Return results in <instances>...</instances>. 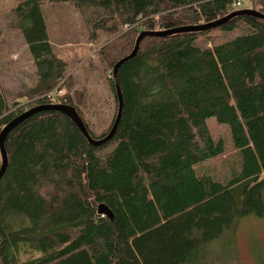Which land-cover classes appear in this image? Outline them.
<instances>
[{
	"label": "trees",
	"instance_id": "1",
	"mask_svg": "<svg viewBox=\"0 0 264 264\" xmlns=\"http://www.w3.org/2000/svg\"><path fill=\"white\" fill-rule=\"evenodd\" d=\"M43 1L91 8V37L113 36L97 55L110 73L116 110L98 134L84 116L86 93L51 45ZM238 1L19 0L13 10L36 80L32 104L9 101L0 87V131L33 106L64 104L75 108L90 137L103 138L118 107L111 69L137 35L213 22L243 9ZM250 1L264 14V0ZM240 25L237 37L212 42V30ZM116 75L122 112L107 142L89 143L56 109L28 114L7 134L0 264H197L202 245L237 216H264V18L239 14L210 29L146 36ZM55 88L62 93L50 103ZM211 116L228 126L238 154L239 169L226 182L196 166L225 151L209 132ZM68 169L75 197L66 193L55 203L37 192L40 179ZM100 204L111 217L98 214ZM29 205L40 210L35 219Z\"/></svg>",
	"mask_w": 264,
	"mask_h": 264
},
{
	"label": "rangeland",
	"instance_id": "2",
	"mask_svg": "<svg viewBox=\"0 0 264 264\" xmlns=\"http://www.w3.org/2000/svg\"><path fill=\"white\" fill-rule=\"evenodd\" d=\"M18 1L0 0V87L9 101L32 104V98L28 96L36 80V72L15 19L13 7ZM240 1L242 8L258 11L257 3L250 0ZM40 7L51 45L68 63V73H73L77 87L86 93L84 116L98 134L106 129L116 110L107 83L110 73L102 67L97 55L103 44L113 36L99 33L98 38L91 37L88 24V19L93 13L91 8L83 11L68 3L48 1H43ZM123 28L125 30V27ZM243 31V25L232 30H212L211 39H214V44H218L237 37ZM198 43L203 41L199 40ZM203 45L210 44L205 41ZM206 123L212 137L224 141L225 151L196 166L207 169L222 182H226L239 169L237 150L232 144L226 124L217 122L212 116L206 118ZM76 189L77 184L68 169L50 173L40 179L37 192L49 202L54 200L57 203L66 193L67 196L75 197ZM39 212L40 210H35L29 205L28 214L31 219H35ZM202 246L199 252H203V258L198 257L197 264H264V216H237L219 237Z\"/></svg>",
	"mask_w": 264,
	"mask_h": 264
},
{
	"label": "water",
	"instance_id": "3",
	"mask_svg": "<svg viewBox=\"0 0 264 264\" xmlns=\"http://www.w3.org/2000/svg\"><path fill=\"white\" fill-rule=\"evenodd\" d=\"M239 14H252V15H255L257 17L264 18V14L259 12V11H256L254 9L243 8L240 10L232 11L230 14L226 15L225 17L217 19V20L210 22V23H202V24L193 25V26L187 25V26H182V27H178V28L163 29V30H157V31H147V30L141 31L135 40V44H134L132 51L128 55H126L125 57L118 60L116 62V64L114 65L113 69H111L112 70V77L114 79L115 88H116L118 107H117L116 116L114 118V122H113L109 132L103 138L96 139V138L90 137L91 135L88 133V131H87L85 125L83 124L82 119L78 115L77 111L75 110L74 107L69 106V105H64V104L36 105V106H33L32 108L24 111L20 115L14 117L13 119H11L7 124H5L2 127V129L0 131V157H1L0 176L4 173L6 166L8 164L7 151H6V148L4 145L5 138H6L7 134L14 127H16V125L21 120H23L25 117L28 116V114L30 115L32 112H35L38 110H44V109L59 110L60 112H63L64 114H66L75 123V125L79 128V130L82 132L84 137H86V139L88 140L89 143H91L93 145L103 144V143L107 142L112 137L111 135L114 134L116 127L119 123V120L121 117V112H122V109H121L122 108V97L120 96L121 93L119 90V85L117 82V75H116L117 68L123 61L131 58L133 55H135L137 53V51L139 49V44L144 37H146V36H166V35H169L172 33H179V32H183V31L185 32V31H196V30L210 29V28H213L217 25L223 24L233 15H239ZM99 213L100 214H106V215L111 217L110 211L108 210V208L104 204H100L98 206V214Z\"/></svg>",
	"mask_w": 264,
	"mask_h": 264
},
{
	"label": "built area",
	"instance_id": "4",
	"mask_svg": "<svg viewBox=\"0 0 264 264\" xmlns=\"http://www.w3.org/2000/svg\"><path fill=\"white\" fill-rule=\"evenodd\" d=\"M241 4V1L239 0L238 2H237V5H240ZM126 26V25H125ZM56 89V88H55ZM62 92H61V90H51V91H49V93H48V100L50 101V103H57L58 101H57V96L58 95H60ZM58 94V95H57Z\"/></svg>",
	"mask_w": 264,
	"mask_h": 264
}]
</instances>
